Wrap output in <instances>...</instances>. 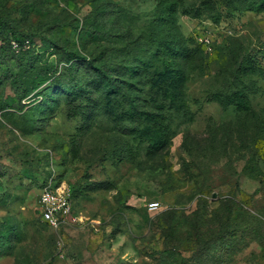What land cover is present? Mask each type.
Instances as JSON below:
<instances>
[{"label":"rangeland","instance_id":"rangeland-1","mask_svg":"<svg viewBox=\"0 0 264 264\" xmlns=\"http://www.w3.org/2000/svg\"><path fill=\"white\" fill-rule=\"evenodd\" d=\"M201 1L163 15L158 0H0V264H264V0L182 14ZM172 39L203 61L167 59L193 113L172 118L168 147L147 155L103 110L69 115L98 95L91 64L153 112L123 70L160 67ZM238 90L251 113L226 103ZM45 187L69 195L58 230L38 215Z\"/></svg>","mask_w":264,"mask_h":264},{"label":"trees","instance_id":"trees-1","mask_svg":"<svg viewBox=\"0 0 264 264\" xmlns=\"http://www.w3.org/2000/svg\"><path fill=\"white\" fill-rule=\"evenodd\" d=\"M163 15L171 14L175 11L176 6L174 0H158ZM182 7V14L189 15L193 18H198L203 10L211 12L214 10V3L211 0H202L199 8ZM157 51V52H156ZM154 53V56L161 61L160 67L154 65L148 60H139L138 65L134 67L128 66L123 70L130 78V81L138 79L147 90L152 94L155 110L153 112H142L137 108L134 101L132 85L115 86L109 76L101 70L100 65L91 64L89 67L97 76V91L98 95L95 99L87 98L84 104L70 107L69 115L72 117L81 115L87 116L89 112L94 110H103L113 117L114 120L124 123L122 126V134L139 140L144 144V149L147 155H155L162 149L170 145V127L171 120L178 115L180 118L193 119V113L190 112L185 100L182 98L180 86L185 81L184 74L168 64L167 59L177 57L185 64H194V62H202V49L199 45L182 46L179 41L172 39L159 44V48ZM160 97L164 101H168L173 109L170 114L164 112V104L157 105ZM220 98V97H219ZM226 103L233 106L236 111L251 113V106L248 95L243 91H235L227 95ZM221 106L226 105L224 100H220ZM73 113V114H71ZM264 165V160H263ZM109 184L92 183L90 190L106 189ZM206 200L202 197L198 199ZM11 232H5L3 237L6 239Z\"/></svg>","mask_w":264,"mask_h":264},{"label":"built area","instance_id":"built-area-1","mask_svg":"<svg viewBox=\"0 0 264 264\" xmlns=\"http://www.w3.org/2000/svg\"><path fill=\"white\" fill-rule=\"evenodd\" d=\"M38 204L40 220L53 229H60L71 219L72 210L69 195L58 188H43L39 196ZM158 207V203L149 204V210L151 211L158 209Z\"/></svg>","mask_w":264,"mask_h":264},{"label":"water","instance_id":"water-1","mask_svg":"<svg viewBox=\"0 0 264 264\" xmlns=\"http://www.w3.org/2000/svg\"><path fill=\"white\" fill-rule=\"evenodd\" d=\"M213 197H215V196L213 195Z\"/></svg>","mask_w":264,"mask_h":264}]
</instances>
